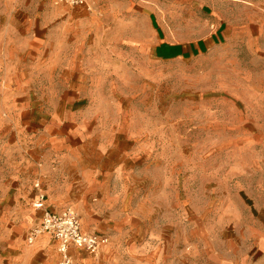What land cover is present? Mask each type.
Listing matches in <instances>:
<instances>
[{
	"label": "rangeland",
	"instance_id": "1",
	"mask_svg": "<svg viewBox=\"0 0 264 264\" xmlns=\"http://www.w3.org/2000/svg\"><path fill=\"white\" fill-rule=\"evenodd\" d=\"M252 1L264 14V0ZM249 2L106 0L102 7L110 3L122 13L97 20L101 26L114 25L111 40L119 44L108 51L122 55L119 45L128 40L134 48L123 51L134 59L140 35L148 42L159 34L170 42L198 41L212 26L248 23L254 14ZM240 52V59L249 62L246 51ZM144 55L150 62L153 50L147 48ZM201 59L166 62L160 76L147 64L143 90L137 66L122 73L120 65H112L119 71L109 82L119 88L107 89L111 94L99 102L105 129L76 147L87 160L105 166L108 175L75 185L68 204L55 208L73 212L84 231L106 235L109 243L97 255L72 246L73 264H220L213 252L226 245L218 244L224 240L217 234V220L229 201L238 200L235 160L252 151L248 138L264 139V111L220 96L218 84L201 75ZM7 118L0 113V264H59L57 245L48 235L33 245L27 242L36 223L30 202L40 155L31 140L37 134L11 127Z\"/></svg>",
	"mask_w": 264,
	"mask_h": 264
},
{
	"label": "crops",
	"instance_id": "2",
	"mask_svg": "<svg viewBox=\"0 0 264 264\" xmlns=\"http://www.w3.org/2000/svg\"><path fill=\"white\" fill-rule=\"evenodd\" d=\"M56 1L0 0V113L6 118L9 114L6 123L11 127H27L38 136L31 140L32 149L40 153L35 158L32 205L43 195L45 209L57 212L55 208L68 204L75 185L108 175L105 166L87 160L89 156L77 148L105 129L98 118L99 102L111 94L107 89L119 88L109 82L119 71L112 65H120L122 73L137 66L143 90L147 64H153L160 76L166 62L200 57L201 75L218 84L220 96L225 93L235 104L260 107L250 111H264V14L257 11L262 10L258 3L249 2L254 14L248 23L227 24L219 30L212 26L198 41L170 42L159 34L148 42L140 35L135 43L138 57L131 59L123 51L134 48L128 40L119 45L122 55L114 57L108 51L119 44L111 40L114 25L98 24L104 17H119L121 9L110 3L102 7L106 0H91V10L66 9ZM147 48L153 50L150 62L144 55ZM240 50L246 51L249 62L240 59ZM247 141L252 151L235 160L238 200L229 201L228 210L217 220V234L224 240L218 244L226 245L224 251L213 252L220 264H264V147H259L264 139ZM34 214L33 228L41 224L42 211L35 209ZM230 242L234 247L227 246Z\"/></svg>",
	"mask_w": 264,
	"mask_h": 264
},
{
	"label": "built area",
	"instance_id": "3",
	"mask_svg": "<svg viewBox=\"0 0 264 264\" xmlns=\"http://www.w3.org/2000/svg\"><path fill=\"white\" fill-rule=\"evenodd\" d=\"M56 2L71 8L91 10V0H57ZM33 207L42 211V219L41 224L28 233L27 242L33 245L38 238L48 235L57 245L61 256L59 264H73L72 246L91 255H97L109 243L107 237L84 233L79 219L73 212H53L45 209L43 195L34 202Z\"/></svg>",
	"mask_w": 264,
	"mask_h": 264
}]
</instances>
